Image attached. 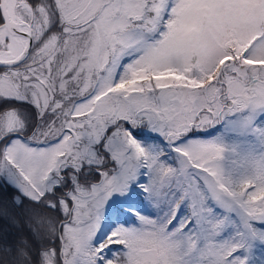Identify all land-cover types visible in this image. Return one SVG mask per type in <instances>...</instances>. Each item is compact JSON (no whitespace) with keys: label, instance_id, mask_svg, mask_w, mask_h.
I'll use <instances>...</instances> for the list:
<instances>
[{"label":"snow or ice","instance_id":"1","mask_svg":"<svg viewBox=\"0 0 264 264\" xmlns=\"http://www.w3.org/2000/svg\"><path fill=\"white\" fill-rule=\"evenodd\" d=\"M0 264H264V0H0Z\"/></svg>","mask_w":264,"mask_h":264}]
</instances>
